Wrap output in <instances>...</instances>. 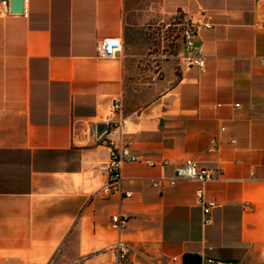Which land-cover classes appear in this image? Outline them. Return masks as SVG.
<instances>
[{
	"label": "crops",
	"instance_id": "obj_1",
	"mask_svg": "<svg viewBox=\"0 0 264 264\" xmlns=\"http://www.w3.org/2000/svg\"><path fill=\"white\" fill-rule=\"evenodd\" d=\"M10 1L0 10V264H119V240L125 264H264V0H24L23 14ZM180 9L213 15L198 38L203 70L178 72L153 39ZM107 38L123 48L105 59ZM108 116L120 128L99 136ZM108 140L139 160L122 166L123 193L104 199ZM187 159L223 180L153 186ZM200 189L221 205L208 224ZM113 215L129 218L123 231Z\"/></svg>",
	"mask_w": 264,
	"mask_h": 264
},
{
	"label": "built area",
	"instance_id": "obj_2",
	"mask_svg": "<svg viewBox=\"0 0 264 264\" xmlns=\"http://www.w3.org/2000/svg\"><path fill=\"white\" fill-rule=\"evenodd\" d=\"M213 15L206 11H199L195 14L188 13L180 9L174 14L172 20L162 26L154 28L152 35L156 38L154 41L159 42V50L161 56L165 60L176 59L178 61L177 70L182 72L183 69H199L205 68V49L199 43V34L204 29L213 28ZM123 42L120 38H107L98 44V55L101 58H112L117 52L122 50ZM156 49L158 47H155ZM240 106H236L239 108ZM120 109V105L116 104L113 107V112ZM106 129H118L120 125L108 116ZM235 141H233L234 143ZM108 146L112 147L109 162L107 163V172L109 174V182L103 187L98 194L104 199H110L116 194L123 193V173L122 166L125 162H136L139 158L131 155L129 149L124 148L117 150L114 147L112 140L106 141ZM223 171L221 169L200 168L198 164L187 159L179 166L173 178L158 179L153 181V186L159 190L164 188H172L179 181H190L198 183L220 182L223 180ZM126 198L131 197L132 192L124 193ZM197 203L203 209L206 217L205 224L210 223L209 215L211 212L221 205L217 200H208L206 191L200 189L197 192ZM129 218L122 215H113L111 217V227L115 231H123L128 225ZM114 249L120 254L121 258H125L129 253V245L119 240L114 246ZM177 261V258H174ZM207 264H228L225 262H214L208 260Z\"/></svg>",
	"mask_w": 264,
	"mask_h": 264
},
{
	"label": "water",
	"instance_id": "obj_3",
	"mask_svg": "<svg viewBox=\"0 0 264 264\" xmlns=\"http://www.w3.org/2000/svg\"><path fill=\"white\" fill-rule=\"evenodd\" d=\"M10 11L13 14H23L24 13V0H11L10 1ZM106 131L105 125L97 126V134L100 136Z\"/></svg>",
	"mask_w": 264,
	"mask_h": 264
},
{
	"label": "rangeland",
	"instance_id": "obj_4",
	"mask_svg": "<svg viewBox=\"0 0 264 264\" xmlns=\"http://www.w3.org/2000/svg\"><path fill=\"white\" fill-rule=\"evenodd\" d=\"M9 5V0H0V10L2 7ZM153 36V35H152ZM153 39L155 40L156 38L153 37ZM127 260V256L125 258H119V264H125Z\"/></svg>",
	"mask_w": 264,
	"mask_h": 264
}]
</instances>
